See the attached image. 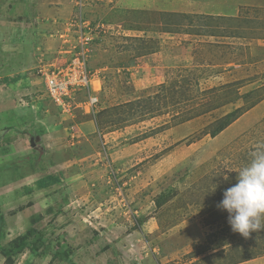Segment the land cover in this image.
I'll return each mask as SVG.
<instances>
[{"label":"rangeland","instance_id":"obj_1","mask_svg":"<svg viewBox=\"0 0 264 264\" xmlns=\"http://www.w3.org/2000/svg\"><path fill=\"white\" fill-rule=\"evenodd\" d=\"M82 2L80 17L77 0H0V264H264V229L243 237L216 207L264 146V0L217 20ZM180 32L208 38L157 85L148 56L160 66ZM83 50L95 116L85 89L63 113L44 86Z\"/></svg>","mask_w":264,"mask_h":264},{"label":"clouds","instance_id":"obj_2","mask_svg":"<svg viewBox=\"0 0 264 264\" xmlns=\"http://www.w3.org/2000/svg\"><path fill=\"white\" fill-rule=\"evenodd\" d=\"M237 173L236 183L224 190L216 207L228 213L232 231L247 238L264 229V146L252 151Z\"/></svg>","mask_w":264,"mask_h":264},{"label":"crops","instance_id":"obj_3","mask_svg":"<svg viewBox=\"0 0 264 264\" xmlns=\"http://www.w3.org/2000/svg\"><path fill=\"white\" fill-rule=\"evenodd\" d=\"M144 0H136L137 3L142 2ZM148 1V0H147ZM152 1L156 0H149V2L152 4ZM257 0H173V9H167L166 11L169 13H181L185 15H191V16H197V17H208V18H215L217 19H223V18H232L236 19L239 18L241 14V10L243 8H254L257 5ZM140 6V5H139ZM136 32H131L134 33L136 36ZM166 35V36H165ZM164 45H166L165 48V61L160 62V66L155 65V51L150 53L148 56L150 58L151 65L152 66L151 70L153 71L152 73L153 76H155V80L158 81L157 85H163L166 82V72L165 71L167 68L175 67L177 63H179L181 60L180 58H185V54L187 51H190L193 48V44H188V41H198L194 40L195 38L201 39V38H208V37H202L200 33L193 34L192 32H180V33H165L164 34ZM170 39H173L175 36L177 45L173 41L167 42V37ZM140 37V36H136ZM232 38L229 37H215L212 36V40L214 42L212 43H222L219 42L218 40H224V39H231V40H236L238 37L231 36ZM204 40H201L203 42ZM211 41V40H210ZM195 48V47H194ZM183 54L180 56V54ZM185 52V53H184ZM168 54V55H167ZM216 54L214 51L212 52V56ZM204 56V55H203ZM211 56V54L209 55ZM205 57V56H204ZM145 58V57H143ZM188 58L192 59L191 56ZM138 59V58H137ZM165 63V64H164ZM163 65V66H162ZM149 67H147L148 69ZM168 73V72H167ZM95 93L98 94V92L95 91ZM96 94V95H97ZM153 95V94H152ZM255 261L252 262H247L246 264H254Z\"/></svg>","mask_w":264,"mask_h":264},{"label":"built area","instance_id":"obj_4","mask_svg":"<svg viewBox=\"0 0 264 264\" xmlns=\"http://www.w3.org/2000/svg\"><path fill=\"white\" fill-rule=\"evenodd\" d=\"M81 5L79 6V16L82 17V1L77 0ZM77 20L82 43L83 37L86 36V41L91 40L88 36L92 35V31L85 26H81L83 20L78 18ZM83 53L79 54L77 59L72 62V65L65 70L52 69L44 75V86L46 89V95L49 100L54 102L63 113H72L73 108V96L77 91L85 89L87 101L85 102V108L88 110L87 113L93 114L94 116L97 113L99 108V99L93 95L90 90L91 81L94 75L91 73V70L88 66V57H86V51L83 50ZM95 93V92H94Z\"/></svg>","mask_w":264,"mask_h":264},{"label":"trees","instance_id":"obj_5","mask_svg":"<svg viewBox=\"0 0 264 264\" xmlns=\"http://www.w3.org/2000/svg\"><path fill=\"white\" fill-rule=\"evenodd\" d=\"M58 182V178H55L54 176H47L45 179H42L38 182V187L41 189H47L49 188L52 184H56ZM35 234H37L36 230H30L27 233V236H24L22 238H19L18 240L12 242L15 243L14 246V250H3L1 249V252L4 256H6L8 258V261L10 262L11 259L9 257H11L12 255H14L15 250L19 251V250H24L25 248H27L29 246L28 243V239L29 237H33Z\"/></svg>","mask_w":264,"mask_h":264}]
</instances>
